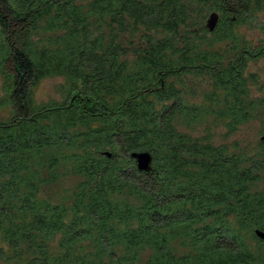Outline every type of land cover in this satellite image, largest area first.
I'll list each match as a JSON object with an SVG mask.
<instances>
[{
    "label": "trees",
    "instance_id": "1",
    "mask_svg": "<svg viewBox=\"0 0 264 264\" xmlns=\"http://www.w3.org/2000/svg\"><path fill=\"white\" fill-rule=\"evenodd\" d=\"M262 14L264 0H0V264H264V141L235 152L182 129L264 124V78L247 73ZM253 18L256 44L238 37ZM51 76L65 98L37 103ZM188 80L209 84L198 103Z\"/></svg>",
    "mask_w": 264,
    "mask_h": 264
},
{
    "label": "rangeland",
    "instance_id": "2",
    "mask_svg": "<svg viewBox=\"0 0 264 264\" xmlns=\"http://www.w3.org/2000/svg\"><path fill=\"white\" fill-rule=\"evenodd\" d=\"M259 18L264 21V14L259 16ZM209 19V18H208ZM254 19V18H253ZM256 19L253 20L252 25H241L240 31L238 32L239 38H244L252 44L258 43L262 33L260 28H258ZM247 73H252L258 75L261 79L264 78V56L254 58L253 61H250ZM188 87L194 88L196 95L193 97L191 94L185 96V100L189 102H200L202 92L205 91L209 84L196 80L192 82L187 81ZM67 80L64 77L60 76H51L43 79L35 89V98L37 103H45L49 101H62L65 98L66 91L68 89ZM259 96L257 90L252 92V96ZM5 79L0 73V100L5 98ZM2 117L7 119L9 112L8 108L2 110ZM216 120L210 119L205 121L200 126H197L194 130H190L187 127H182L184 132L191 133L195 137H203L206 134V129L210 127L211 131H214V143L216 145H226L230 148L231 151L235 152H246L254 153L259 142H261L262 137L264 136V124L263 120L260 118L255 119L252 122L246 123L241 126L236 131H231L223 123L217 124ZM65 186H68L65 184ZM54 189H50L48 193L47 189L43 195H56L59 191L62 192L63 188L54 186Z\"/></svg>",
    "mask_w": 264,
    "mask_h": 264
},
{
    "label": "water",
    "instance_id": "3",
    "mask_svg": "<svg viewBox=\"0 0 264 264\" xmlns=\"http://www.w3.org/2000/svg\"><path fill=\"white\" fill-rule=\"evenodd\" d=\"M219 21V14L217 12H213L210 14L209 19L207 21V27L210 31H214ZM264 141V136L261 139ZM132 157L136 160L138 169L140 171H149L153 162L152 154L149 152H134ZM257 238L264 241V231L257 229L255 231Z\"/></svg>",
    "mask_w": 264,
    "mask_h": 264
}]
</instances>
